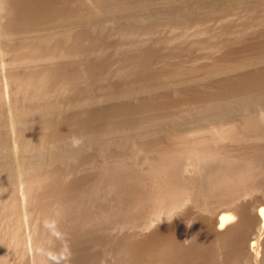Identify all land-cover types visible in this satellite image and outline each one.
I'll return each instance as SVG.
<instances>
[{
    "label": "bare ground",
    "instance_id": "obj_1",
    "mask_svg": "<svg viewBox=\"0 0 264 264\" xmlns=\"http://www.w3.org/2000/svg\"><path fill=\"white\" fill-rule=\"evenodd\" d=\"M263 2L264 0H0V5H4V7L7 9L8 19L7 22L4 23L5 27H2L4 31H2L1 41L4 43L3 46L6 48L5 50L7 52L9 51V57L5 51L6 55H4L8 58L6 57L7 59H5L4 55L3 58L7 60L6 63L10 69V71L5 70L7 68L6 64V67L3 65L5 62L1 63L4 68H2V70L7 71L6 74H8V71L10 73V75L7 76L10 77V81H8L10 83H8L6 80L8 78H3V80L5 79L4 81L7 82L4 84H8V86H1L3 84H0V86L5 88V91L7 94H9L7 88H9L10 84V96L12 94V100L10 99L11 103L9 105L8 112L5 111V104H3L4 101L1 99L2 97H0V185L2 184L8 189V187L13 186L12 184H15L14 181H18L16 180L17 177L20 179L22 176L28 175H32L34 177L33 179L37 181L41 177L39 174H44V172H46L45 174L48 175L47 180L50 177L53 179V181H47L51 183L47 185L45 184V187L49 185L47 189L42 187L46 191L44 190L45 193L43 194V197L40 196L41 199L38 197L39 200L37 202V207L40 209V211L44 212L45 215L50 214L51 216V212L58 207V210H56L57 216L54 218V215H56L54 214L52 217L54 220H56V222H59L58 218L60 215L63 213L64 215L66 213L68 215L69 213L67 211L69 210L70 212L71 208L68 209L67 207H69V205L72 203H77L76 198L80 196L78 195L76 197L75 195L77 192L76 188H78L75 185L76 183H71L72 185H70L66 184L65 180L62 182L61 179H59V175L63 172L64 168H68L66 165L70 161L72 163V160H74L75 163L76 159H78L79 156H82L80 148L88 149V147L96 146L94 149L99 150L97 146H101V148H113L117 151L122 150L123 152L125 149L127 150V148L133 149L134 152L129 150L130 152L127 155L125 154L127 157L126 160L117 161L113 164L110 163L112 165L109 164L107 169L104 167L103 169H106V178H103L105 180L100 178L103 182L106 181V183H104L105 185H103L106 186L105 188H107V191L111 193L112 203V211H108L110 213H104V215L102 212L101 214L103 215V218L100 217V219H102L104 223H116V227L118 226L117 222L120 221L122 228L127 227V229H129V231H125L123 229H121V231L119 230L121 235L114 237V239L111 241L113 243V251L116 254L115 264H180L181 261L183 262V260L180 261L182 257L180 256V253L181 249L183 248H181V246L183 245L181 243V246H179V242L181 241L179 235H175V237L173 236L174 238H163L164 240L162 241L156 239L155 242L152 241L153 243H151L149 247L147 246L148 248L147 250L145 249V252L142 251L143 253H140V251H129L128 243L135 239V233L138 231L137 226H144L143 221L146 218V214H148L147 216L149 218V215H151V217L154 216V214L157 215L159 210L163 209L166 211L167 215L171 216V214L175 213L177 209L179 210V208H182V206L184 207L185 201L190 197H198L199 200L201 197L203 199V195H205V198H225L231 196L235 198L234 194L239 189V186L243 183V177H245V172H247V169L249 168H247L244 163V165H238L240 163L238 162L237 165H235L231 161L229 162L224 160L223 164L220 165L218 164V162L221 160L220 158H222L220 157V160L217 162L218 165L214 166L215 168H213L211 171L208 169L209 173L206 172L207 175L204 173L205 176L199 179L194 175H184V168H186V165L184 166V161L186 159H197L200 161L207 152H209V155H211V152L216 156H220L221 154L217 155L219 154L218 145L220 144H217V147L214 146L215 148H213L211 145H215L214 141L211 144V140L210 142H207V137L206 139L203 138L207 134L205 136L203 135L204 131H202L200 125L206 124L207 126L209 125L208 123H211L213 126L215 121H217V123L215 122L216 124H219L220 122L224 123L225 117L230 119L228 116H232L234 114L239 113L243 116L244 121L242 124L243 126H241L242 128H239L240 130L238 133H232L231 131L229 133L228 129L226 132L224 131L225 129L221 128V132H219L220 130L217 131L219 133H217L219 139L223 138L224 136H228L227 138L232 137V139L235 140L241 139V143H243V140H246V138L250 139L251 137L248 138L249 136H252V138H254L253 136H256L257 139L254 138L256 140L264 139V117L261 116V111L264 110V50L260 53L258 51L257 54L255 53L256 55L253 54L254 56L251 58H242V61L237 60V62H230L227 64L217 63L210 66L206 65L204 67H200V69L197 68L200 72L198 73L194 70L183 71L181 67L180 69L178 67H174L173 69L169 68V70H165L167 68L164 70L152 69V63L159 61L161 56L157 55L158 53H154L155 50L154 52H151L147 49H150V47L140 46L136 42L135 45L137 44L139 47L137 48L136 46V52L135 48L132 50L135 53L133 52L131 55H129V60L127 61L129 62V65L131 64L134 68L136 67L135 64L137 61H141V65L139 66L137 64L138 68L136 67L137 73L135 74H138V77H135L136 80L131 81L132 83L130 82L128 85L123 84L121 87L119 86V88L107 89L108 86L105 85L107 86V91H99V94L98 92H95L98 95L93 92L95 89L91 91L92 88L89 90L88 87L90 85H87L91 84L92 81H98V78L96 79V77L99 75V70L101 69L100 64L96 63L94 60L89 61L91 59H83L81 58V55H83V52H86L87 48H93L96 51L94 53L93 50L94 55L96 53H102L99 50L100 46L102 45V35L107 31H109L108 33L116 31L120 25L127 27V30L123 31L121 36L126 34L130 35L132 31V33L136 32V29L149 30L153 27L157 28L159 25L158 23H160V25L163 24L161 22H168L170 24H183V22L186 20L188 21L189 19V21L193 20L194 18L196 20V17L210 18L211 16L214 17L216 15L219 18V16L223 15L221 13L224 12V14H226L225 11L229 12L228 10L230 9L234 10V8L237 7L240 8L241 6H250ZM119 29H121V26ZM151 31H153V29ZM126 45L129 46L131 44ZM116 46L117 45L114 46L115 50L118 47ZM131 46L128 48L131 49ZM152 49L153 46L151 50ZM105 51L106 50H104V53ZM107 53L108 52H106V54ZM113 53L116 54L118 52L116 50ZM89 54L91 55L92 52ZM106 54H104L105 58L107 56ZM86 55L88 56V54ZM107 59L109 61L110 58L108 57ZM249 66H251L252 70H248L250 69ZM103 69H106V67ZM129 70L131 69H128V71ZM3 71H1L2 74L0 72V75H3L4 77L5 72ZM102 72L105 73L103 70ZM102 72L100 71L101 74ZM199 74H201V77L198 76ZM231 75H236V77L233 78ZM202 78L204 79L203 82L205 80H211L214 78L222 79L215 81V85L213 86L212 90H200L198 89V86L202 84ZM52 84L58 85V87L60 85L61 89H65L64 91H66L67 88H69V90L72 89L74 91L73 99H59L60 96L62 98H66L62 95L59 96V94V98L58 96L53 98L59 91H55V88L57 87L53 88L51 86ZM184 86H191V89H189L191 90V93L188 92L189 94L187 93L186 97L184 96L185 98H183V101L181 100L182 102L179 101L178 103L177 100L180 99L175 98V93L180 92L181 88L183 90ZM50 87L54 89V92H57L55 95L52 93V89L49 91ZM112 87H114V85H112ZM99 89L100 88H98V90ZM51 93L54 95L53 97ZM0 94L2 95V93ZM128 102H130L131 105L128 104ZM189 104L191 105V108ZM187 105L189 107L184 109V106ZM221 119L224 121H221ZM100 122L106 123L103 129L96 128L97 123ZM227 124H229V120ZM197 126L199 127L197 128ZM185 127H188V130L190 129V132L187 131L188 135L191 133L195 134V132H191V130H194L195 128L198 129L197 132L200 131L203 133L201 137H199L200 134L197 135L198 137L196 135H193V137L190 135L189 137L184 134V131H186ZM189 127H192V129ZM15 128L19 129V140L22 143V147L20 146V157L16 156V162L14 163V153L10 147L11 144L8 145L7 143L6 135L8 133V129L9 131H13ZM204 128L205 127H203V129ZM216 128L217 127H215V129ZM207 130L206 132L208 133ZM211 132L212 131H210V133ZM210 133L208 136H213ZM218 136H214L215 138H213L217 141ZM75 139H79L85 144L81 143L79 147H73L72 141ZM210 139H212V137H210ZM222 148L225 149L226 147ZM102 151L105 150H101V152ZM117 151L116 153H118V155L115 153L114 155L119 156V152ZM141 151L143 153L145 152V158L143 162V158L141 157L142 165H139V161H137V159L138 155L139 157L141 156L139 154ZM222 152L220 149V153ZM84 153H86V150ZM205 156H207V154ZM83 158H85V156ZM261 160L259 158V161ZM195 161L196 160H194V163ZM199 161H196L197 166H199ZM67 166L70 168V165ZM203 167L205 168V165ZM203 167L201 166L202 170L204 169ZM198 169H200V167ZM67 172H69V170H67ZM44 175H42V178ZM54 175H56V178H53ZM19 176L21 177L19 178ZM62 176L64 177L63 174ZM241 176H243L242 183ZM73 178L72 180H74ZM99 181L100 183L102 182L101 180ZM96 183L99 184V182ZM96 183H94V185ZM244 183L246 184L245 181ZM242 185L244 186V184ZM251 185L252 182L250 187ZM98 187L99 186L96 184L91 190V193L89 194V199L91 201L95 202L98 201V198H100ZM74 190L75 193L73 192ZM10 193L8 192L9 196ZM77 199H79V197ZM82 199L80 200V203ZM52 204L56 205L53 210L51 209L53 207ZM80 208L81 206L79 209ZM12 209L14 210L12 212H15V208ZM79 209H75V211H79ZM60 210L61 212L59 214ZM64 210H66V212ZM75 211L73 210L74 213ZM206 212V214H208V210ZM74 213H71V216L74 215ZM75 214H77V212ZM230 214H227L224 211L218 216L216 226L219 229H223V227L225 228L226 222H230L232 217L235 216ZM241 214L242 220L241 222L237 223L236 226H243L242 230L237 231L239 229L237 227L238 229L236 232L235 229H233V224V226L231 225V227L225 230V232H220L218 234L219 237L215 232L213 233L215 235H212L213 237L211 236V231H214V229L211 230L212 223L209 224L210 227L206 226L210 228L209 232H207V228L203 229V231L206 230V233L202 231V226L198 225L199 229V226H201L200 230L197 229L198 232H200H196L195 229L196 234L193 236V241H191L189 245L193 249L191 250L192 252H190L194 259L198 254L203 257L202 259L198 255L199 258L196 259L197 263L200 260L203 262V264H219V262H217L214 258V251H212L215 249L214 245L216 244L212 239L217 236V239L220 238L218 240H227V244L230 246V248H228L231 249L228 252V256L225 259L224 264H237L240 255L238 248L239 245L237 244L242 243L241 239L244 238L243 232L245 234V228L250 225L251 220H253H250V216L246 210L242 209ZM45 215H41V217H45ZM52 217L49 216V218L53 220ZM68 218L70 219V217ZM167 218L169 217L167 216ZM255 218L257 220V225L263 228L264 204H262L257 209ZM47 220L45 222L48 224ZM146 220L145 224H148L146 223ZM139 221H142L143 225H138ZM58 222H52L51 225H46L52 234L51 238H53V240L57 237V234L55 236L54 233L59 228ZM120 222L119 227L121 225ZM17 226L18 225L16 223V227ZM109 226L111 227L110 224ZM134 228L137 231H134L133 233V230H135ZM258 229L260 230V228ZM114 231L118 230L115 229ZM180 231H182L181 228ZM57 232L59 233V231ZM92 239L95 242H103L102 237H99V235L93 237ZM56 240H58V238ZM56 240L52 242L54 243L52 244L53 250L57 249L60 245L59 240L58 242H56ZM210 241L211 244L209 243ZM215 241L218 242L217 240ZM255 241L256 240H252L250 242V246H254L256 244ZM3 242L4 241H2V243ZM2 243L0 244L2 245ZM210 245H213L214 247H208ZM210 249H212L211 252H213V255L210 253L208 254ZM189 256L190 255H188V257ZM62 261L64 260L60 261L61 264ZM77 261L75 262L77 263ZM240 262L241 261H239V263ZM261 262L264 264V258L261 260ZM60 263L57 260V262L54 264ZM72 263L74 264V262ZM83 263H85V261H83ZM191 263L193 264V262ZM0 264H5L2 259L0 260ZM67 264H70V262ZM77 264L81 263L79 262ZM85 264H89V262Z\"/></svg>",
    "mask_w": 264,
    "mask_h": 264
},
{
    "label": "rangeland",
    "instance_id": "obj_2",
    "mask_svg": "<svg viewBox=\"0 0 264 264\" xmlns=\"http://www.w3.org/2000/svg\"><path fill=\"white\" fill-rule=\"evenodd\" d=\"M3 7H4V5L3 6L0 5V61L2 60L0 62V65L2 66V67L0 66L1 67L0 72L3 71L2 70L3 65L5 66V64H6V66H7V63H6L7 60H5V59H7L9 57V55H8L9 51L7 52L5 50L6 48L3 46L4 43L1 41L2 31H4V29H2V27L4 26V23L7 22V19H8L7 18V9L5 7L4 8ZM230 10H231V12H230ZM230 10H228L229 12L225 11L226 14H224V12L221 13L223 15L219 16V18L216 15L214 17L211 16L210 18L209 17H204V18L203 17H196V20H195V18L194 19L191 18L195 21L191 20L192 21L191 22V21H189L190 20L189 19L188 21L186 20L185 22H183V24H170L168 22H161L163 24L160 25V23H158L160 26L158 25L157 28L153 27L152 28L153 31H151L152 29H149L150 31L146 30V29H136L137 31L136 30L135 31L137 33L136 32L132 33L133 32L132 31L130 33V35L126 34V35L121 36L122 32L127 30L126 29L127 27L123 25L124 26V28H123V26L120 25L121 29L123 28L122 30L119 29L120 28V26H119L116 31H113L110 33H108L109 31L105 32L106 34L104 33L105 35L104 34L102 35V45L100 46V49H99L103 54L102 53H100V54L96 53L94 55L93 54L94 49L93 48H90V49L87 48L86 52H83L82 53L83 55H81V58H83V59H86V60L91 59L89 61L94 60L96 63H99L100 68H101L99 70V75L97 73L98 76L96 77V79L98 78V81L95 80L96 82L92 81L91 84H88L87 86L90 85L88 87V89L91 90V88H92L91 91H93L95 89L93 92L94 93L98 92V94H99V91H102V90L105 91L107 86H108L107 89L119 88V86L121 87L123 84L128 85V83L130 84L131 81H135L136 80L135 77H138L137 76L138 74H135V73H137L136 69L138 68V65L139 66L141 65L140 64L141 61L140 62L137 61V63L135 64V66L137 68L136 67L134 68L131 64L129 65V62H127V61L129 60L128 56L134 52V51H132V50H134V48H135V52H136V49L139 47L138 45L144 46V47H146V46L150 47V49L149 48H147V49L150 50L151 52H154V50H155L154 53H158L157 55L161 56L159 61L152 63V65H151L152 69H156V70L163 69L164 70L165 68H167L165 70H169V68L173 69L174 67L175 68L178 67L180 69V67H181V69L183 71L194 70L198 73H200L198 69H200V67H204L206 65L210 66L212 64H217V63L218 64H227L230 62H237V60L242 61L244 58L247 59L248 57H250V58L253 57L254 56L253 54H255V53L257 54L258 51H259V53L262 52L264 50V2L260 3V4L250 5V6H248V5L241 6L240 8L237 7V8H234V10H232V9H230ZM144 30H146V31H144ZM118 32H119V34H118ZM105 41H106V43H105ZM136 42L138 45L137 44L135 45ZM107 43H109V44H107ZM141 43H142V45H141ZM103 44H105V45H103ZM126 44H128V45L131 44L132 46L131 45L127 46ZM154 44H155V46H154ZM107 45L108 46L110 45L109 48ZM115 45L118 46V47L116 46L117 47L116 50L118 52L116 54L113 53L116 51L115 47H114ZM122 46H124V47H122ZM126 46H127V48H126ZM130 46H131V49H129ZM136 46H137V48H136ZM152 46H153V49H152L153 51L151 50ZM107 48L109 49V51ZM110 48H111V51H110ZM118 48H119V51H118ZM91 49H92V51H91ZM104 50H106L105 53H104ZM5 51H6V54L8 55V57L5 56L6 55ZM87 52H89V53L92 52L93 55L92 54L90 55ZM95 52L96 51L94 50V53ZM106 52H108V53L106 54ZM84 53H85V55L88 54V56L87 55L85 56ZM104 54L107 55L106 58L104 57L105 56ZM3 55H4L5 59L3 58ZM108 55H110V56H108ZM93 56H96V57H93ZM97 56H98V58H97ZM108 57L110 58L109 61L107 59ZM102 60L103 61L105 60L104 61L105 63ZM3 62H5V63L2 65L1 63H3ZM106 64H108V65H106ZM38 66H40V65H38ZM38 66H36V67H38ZM102 67L103 68L106 67V69H103ZM131 67H133V68H131ZM249 67H250V69H248V70H252L251 66H249ZM7 68L5 70L10 71L8 66H7ZM128 69H131L132 71L131 70L128 71ZM134 69H135V71H134ZM5 70L3 71V72H5L4 77H3V75H0V79H2V80H0V84H3V85H1L3 87L8 86V84L7 85L4 84L6 81H4L5 79L3 80V78H8V79H6L7 82L10 81V79H9L10 77H7L8 75H10V73L8 71V74H6L7 71H5ZM102 70L105 73H103ZM100 71L102 72V74L100 73ZM1 74H2V72H1ZM198 76L201 77V74H199ZM227 77H229V76H227ZM231 77L235 78L236 75H231ZM214 79H211L212 81L211 80H205L203 82L204 79L202 78V81H201L202 84L201 85L199 84L200 86H198V89H200V90H212L213 86L215 85V81L222 79V78H219V79L214 78ZM8 83H10V82H8ZM95 83L98 85H96ZM105 85H107V86H105ZM112 85H114V87H112ZM117 85H118V87H117ZM1 86H0V90H1L0 93H2L3 96L0 94V97H2L1 99L4 101L3 104H5L4 105L5 111L8 112V108H9V105L11 103L10 99L12 100V98H11L12 94L10 96L11 90H9L10 84H9V88H7V91L9 92V94H7V92L5 91V88H3ZM51 86L53 88L57 87L59 89L58 90L57 88H55V91L56 90H57V92L59 91L57 93V92H54V89H52V87L49 88V91H51V89L53 90L52 93H54V95L57 93L56 96H54L51 93L52 97L54 96L53 98H56L59 94V96L62 95L63 97L64 96L66 97V98H62L60 96V98H59V96H58L59 99H68V98L73 99L74 91L72 89L69 90V88H67L66 91H64L65 89L64 90H63V88L61 89L60 85H59V87H58V85H54V84H52ZM188 87L184 86L183 90L181 88L180 92L175 93V98L180 99V100H177L178 103L181 100L183 101V98L186 97L188 92L191 93V90H189V89H191V86L189 88ZM98 88H100V89L98 90ZM185 91H187V92H185ZM95 94L98 95L97 93H95ZM49 95H50V92H49ZM130 102H128V104L131 105V103H133V102H131V103ZM189 106L191 108L190 104H189ZM189 106L188 105L184 106V109L186 107H189ZM192 107H193V105H192ZM261 112H262L261 113L262 115L261 114L260 115L264 117V115H263L264 110ZM238 115L240 116V118ZM228 118H230V119H227V117H225V119L223 118L225 121L223 119H221V121L223 120L224 123L223 122L219 123V121H218V123L223 127H221L219 124H216L217 121H215L216 123L215 122L213 123L214 127L212 126L211 123H208L209 125H207V126H206V124L200 125L202 128V131H204V133L208 129L207 130L208 133L206 132L204 134L202 132L204 136L207 134L205 137H203V136L202 137L204 139H206V137H207V139H206L207 142H210V140H211V144L214 141L215 145H211V146H213V148L217 147V144H220V145H218L219 146L218 147L219 148L218 149L219 154H217V155L221 154L222 156L221 155L216 156L211 152H210L211 155H209V152H207L206 153L207 156H205L206 155L205 154L204 157L201 158L202 159V160H200L201 162L197 159H192V160L190 159L191 160V163H190V160L186 159L185 160L186 164L184 161V166L186 165L185 167L187 169L184 168L185 169L184 175H186V176L194 175L200 179V178H203V176H205V174L207 175V173H209L208 169H210L209 171H211L213 168H215L214 166H217L218 164L222 165L224 160L229 161V162L231 161L235 165H237V163L240 162L238 165H244L245 164V166H247V168L249 167L247 169L248 171L245 172L246 175L243 174V175H245V177L241 176V183H242V177H243V183L242 184H244V186L240 183L241 185L239 186V189L240 190L243 189L242 190L243 192L238 189L234 194L235 198L233 196H231L232 199H231V197H225V198L206 197L205 198V195H203L204 200L202 199V197L201 198L199 197L200 200L198 199V197L197 198L190 197L189 199H187L185 201V206L184 207L182 206L183 209L179 208L180 211L177 209L178 212L176 210L175 213L171 214V216L167 215L166 211L163 209L162 210L160 209L159 212L157 213V215L154 214V216H152V217H151V215H149L150 216L149 218L147 216L148 214H146V216H145L146 218L144 219V221L142 220L145 227L142 226L143 227L142 228L141 226H137L138 231L135 228H134L135 230H133V233H134V231L135 232L137 231V232L135 233V239L128 243L129 251L130 250L134 251V252L140 251V253H143V252H145V249L147 250V248L151 245V243L156 241V239L159 241L160 240L162 241L165 238H174L175 235L176 236L179 235L181 238V241L179 242V244H180L179 246H181V243L183 245V246H181V248L183 247L182 248L183 250L181 249V253H180V256H182L180 261L183 260V262L181 261L180 264H186V263L192 264L191 262H193V264H200L201 261L199 260V262L197 263L196 259L199 257L203 259V257H201L198 254L199 257L197 255L194 259L192 254H191V252H192L191 250H193V249H192V247L189 246L191 241H193V239H192L193 236L196 234L195 229H196V232H198V230H200L201 226H202V231H203V229L207 228L206 230H207V232H209L210 228H208L206 226L210 227L209 224L212 223L211 224V230L214 229V231H211V236L215 235V234H213L214 232L218 236V234L220 232L221 233H222V231L225 232V230L230 228L231 225L233 226V224H234L233 229H235V231L238 228L239 229L237 231H241L243 226L239 225V227H238L236 225H237V223L241 222V220H242V214L241 213H242V209H243V210H246V212L249 214L250 220L253 219L254 221L251 220L250 225H248L245 228L246 232H245V234L243 232V235H244L243 239L244 240L241 239L242 243L237 244V245H239L238 248L240 251V255H239V259L237 261V264H240V263L241 264H249V263L250 264H263L261 262V260L264 258V250H263L264 249V226L262 228L261 226L259 227V225H257V220L255 218V214H256L257 209L262 204H264V201H263L264 200V143H263L264 139H262V140L258 139L259 140L258 141V140H256L257 139L256 136H253L256 139L252 138V136H249L248 138H250V137L251 138L250 139L246 138L247 144H246L245 139H244L245 141L243 140V143H241V139H239L240 140V142H239L238 139L235 140V139H232V137L227 138L228 136H224L223 138L220 137L221 139H219V136H218L219 133L217 131L220 130L219 132H221V128L225 129L224 131H226L228 129L229 133H230V131L232 133L233 132L238 133L240 130L239 128L241 126H243L242 124H243L244 118L239 113L234 114L232 116H228ZM228 120H229V124H227ZM103 124H104V126H103ZM210 124H211V127H210ZM225 124L227 127L225 126ZM105 125H106L105 122H100V123H97L96 128L103 129L105 127ZM202 126L205 128L203 129ZM208 126H209V128H208ZM198 127L199 126H197V128ZM215 127H217L216 128L217 130L215 129ZM229 127H230V129H229ZM187 128L188 127H185L186 131H184L185 132L184 134H186V136L190 137V135H191V137H193V135L197 136L200 134L199 137H201L202 133L200 131H199L200 133L197 132L198 129H196V128L194 130H191V132L193 131V133L195 132V134L189 133L190 135H188V132H190V129L188 130ZM189 128L192 129V127H189ZM223 129H222V131H223ZM234 129H236V130H234ZM215 130H216V132H215ZM7 131L9 133V135H8ZM7 131H6V133H7L6 139H7L8 145L11 144L10 147L12 148L13 153H14L13 154V156H14L13 162L15 163L16 162L15 158H17L18 156L20 157V152H21L20 150L22 147V145H21L22 143L19 140V129L15 128V129H13V131L12 130L9 131V129H8ZM210 131H212V132L210 133ZM209 133L213 135V136L210 135V137H212V139H210V137L208 136ZM214 133H216V134H214ZM98 135H100V134H98ZM214 136L215 137L218 136L217 141L214 139L215 138ZM222 139H223V142H222ZM82 144H85V143L82 142ZM250 145H251V147H250ZM252 145H254V146H252ZM222 147H226V148L224 149ZM94 148H96V146L88 147V149L87 148L86 149L80 148L82 156H79L78 159H76L77 162L75 161V163H74V160H72V163L70 161L67 164V165H70V168H69V166L66 165V167H68V168H66V169L64 168L63 172L59 175V179H61L62 182H64V180H65L66 184L72 185V184L76 183L75 185L78 188H76L77 192L75 195H76V197L78 195H80L83 197V199H82V197L78 196L79 199L80 198L82 199L81 203H80L81 199L79 200V199H77L78 198L77 197L76 202L77 203L79 202V203L78 204L72 203L69 205V207H67L68 209H70V208L72 209V210L70 209V212L73 214L74 213L73 210L75 211V209H79V207L81 206L79 211L78 210L75 211V213L77 212V214L74 213V215H72L73 218H72L69 210L67 211L69 213L68 215H67V213L65 214L66 216L64 215V213L62 215H60V217L64 216L66 218H64V217L58 218L59 222L58 221L57 222L59 223L58 224L59 228L54 233L55 236L57 234L56 239L58 238L59 244H60L57 249H54V250L52 249V244H54L52 242L56 239L53 240V238H51L52 234H51L50 230L48 229V226H46V225H49V224L51 225L52 222L57 223L56 220H54V218H55V216H57L56 210H58V207L53 210V208L56 207V205L52 204L53 207L51 209L53 211L51 212V214H52V216L54 214H56V215H54V218L50 214L45 215L44 212L40 211V209L37 207V202L39 199H41L40 196L43 197V194L45 193L44 190L47 189V187L49 186L48 185L45 187V184L46 185L51 184L50 182H52L53 179H51L49 177L50 180H49V178L47 180L48 175L45 174L46 172H44L45 175L43 173L39 174V176L41 175V177L39 178L41 180L38 179L37 181H35L33 179L34 177L32 175L22 176V177L19 176V178L21 177L20 179H18V177H17L16 180H18V181H14L15 184H12L13 186L8 187L9 190L4 185H2V184L0 185V196H1L0 197V237H1L2 241H4L2 243V241L0 239V241H1L0 243H2V245L0 244V260L2 259V261L5 264L6 263L7 264L8 263L9 264H54L55 262H57V260L59 261V263L61 260H64L65 263H64V261H62V264L63 263L67 264L68 262H70V264L72 262H74V264H75L76 263L75 261H77V259H78L77 263L80 262L81 264H85L87 262H89V264H115L116 263V254L113 251V247H112L113 243L111 241L114 239V237L121 235V232H119V230L121 231V229H123L125 231L126 230L129 231V229H127V227L126 228L124 227L125 229L122 228L121 227L122 224L120 221H119L121 224L120 227H119V222L116 221L118 223V226H117L118 229L115 226L116 223L115 224L112 223L113 224L112 225L110 222H107L108 223V227H107V223L106 222L104 223L102 221V219H100V217L103 218L104 213L106 214V213H110L108 211H112L111 193H109L107 191V188H105L106 186H104L105 185L104 183H106V181L103 182L102 179L106 178L105 170L109 167L110 163L113 164L117 161L126 160L127 159L126 155L130 151L132 152L133 149L127 148V150L125 149L123 152L122 150L117 151L113 148H111V149L101 148V146H99V147L97 146V148H99V150L94 149ZM257 148L258 149L260 148V149L258 150ZM84 149L86 150V153H84L85 152ZM220 149H221V152L225 151L226 153L225 152L220 153ZM101 150H105V151L101 152ZM116 151L119 152V156H117L118 153H116ZM99 152H101V153H99ZM141 152L139 153L141 156L139 157V155H138V159H137V161H139L138 162L139 165L142 163V158H143V162H144V158H145V155H144L145 152L144 153L143 152L141 153ZM114 153L117 155H114ZM223 153L227 154V155H224ZM255 153H257L258 156ZM84 156H85V158H83ZM215 156L218 158H216ZM224 156H225V159H224ZM226 156H227V158H226ZM236 156L239 158H237ZM81 157H82V159H81ZM220 157H222V158H220ZM230 157H232L233 159ZM259 158H260V160L261 159L262 160L259 161ZM112 160H113V162H112ZM194 160L199 161L198 162L199 166L196 165L197 164L196 161L194 163ZM219 160H220V162H218ZM217 162H218V164H217ZM192 163H194V164H192ZM112 164H110V165H112ZM189 165H191V166H189ZM195 165L198 168L200 167V169H201V166L203 167L205 165V168L203 167L204 169L200 170ZM193 166H195V167H193ZM104 167L106 168L105 170L103 169ZM67 170H69V172H67ZM103 173H104V175H103ZM62 174L64 175V177L62 176ZM42 175H44L43 178H42ZM201 175H202V177H201ZM53 178H56V175H54ZM66 178H68V179H66ZM72 178L75 181L72 180ZM77 178H79L81 180H79ZM100 178H102V179H100ZM87 180L90 182H88ZM99 180H101L103 183L101 182L102 183L101 184ZM103 180H105V179H103ZM47 181H50V182H47ZM81 181H83V182H81ZM244 181L246 182V184L244 183ZM79 182H80V186H79ZM96 182H99V184ZM251 182H252V185L250 187ZM94 183H96L97 186H99L98 188H99V193H100V198L97 199L98 201H95L96 203L89 199V194L91 193V190L93 189V187L96 185V184L94 185ZM42 187H45V189ZM87 187H89V188H87ZM4 192H6V193H4ZM8 192L9 193L12 192V193H10V196H9ZM73 192L75 193V190ZM82 192H83V194H82ZM239 192L241 195L239 194ZM236 193H237V195H236ZM86 194H88V195H86ZM38 197H39V199H38ZM13 199H14V201H13ZM88 199L90 202L88 201ZM210 199L211 200L213 199V200L211 201ZM216 199H217V201H216ZM193 201L194 202L198 201V202L194 203ZM82 202H83V204H82ZM230 202H232V203H230ZM6 203H7V205H6ZM205 203L207 204V206ZM75 204H76V206H75ZM77 205H80V206H77ZM227 205H229V206H227ZM110 207H111V209H110ZM224 207H226V208H224ZM12 208H15V212H12V211H14ZM252 209H253V211H252ZM205 210L206 211L208 210V214H206L207 212ZM238 210L241 212H239ZM64 211L66 212V210H64ZM189 211H190V213H189ZM203 211H204V213H203ZM224 211L227 214L231 213L230 215H232V216L235 215V216H233L232 219L230 217L231 220H230V222L229 221L226 222L225 228L223 226H221V227H223V229H219L216 226V222H217L218 216L221 213H223ZM251 211L254 213H252ZM60 212H61V210L59 211V214H60ZM102 212H103V215L101 214ZM16 214H17V216H16ZM197 214H200V215H197ZM41 215H43V216L45 215V217H43V216L41 217ZM165 215H167L169 218H167V216H165ZM49 216L52 217L53 220L51 218H49ZM68 217H70V219ZM154 217H156V218H154ZM18 218H19V220H18ZM62 218H64V219H62ZM79 218H80V220H79ZM72 219H73V221H72ZM82 219H84V220H82ZM46 220H47L48 224L45 222ZM145 220L147 221L146 223H148V224H145ZM14 221H16V222H14ZM142 221L141 222L139 221L138 225H143ZM16 223L18 225L17 227H16ZM66 223H67V225H66ZM77 224L78 225L80 224V225L78 226ZM109 224L111 225V227L109 226ZM206 224H208V225H206ZM61 225H63V226H61ZM98 225L100 228L98 227ZM198 225H201V226H199L200 229L198 228ZM203 225H205V226H203ZM257 226H258V228H260V230L257 228ZM14 228L15 229L17 228V229L15 230ZM112 228H114V229H112ZM139 228H141V229H139ZM180 228L182 231H180ZM115 229L118 231H114ZM192 230H193V232H192ZM206 230H204L203 232L206 233ZM57 231H59V233ZM118 233H120V234H118ZM122 233H123V231H122ZM258 234H259V237H258ZM19 235H21V236H19ZM97 235H99V237L100 236L102 237L103 242L102 241L101 242H97V241L95 242L92 239L93 237H96ZM217 236L212 239L216 243L214 245L215 247L213 245L208 246V247L212 246V248L214 247L216 250L210 249L209 250L210 252H208V254L210 253L213 255V252H211V250L214 251L215 260L217 262H219V264H224L225 259L228 256V252L231 249H229L230 246H229V244H227L228 243L227 240L226 241H225V239H224V241L218 240L220 238L217 239ZM42 237H44V238H42ZM58 240H56V242H58ZM215 240H217L218 242H216ZM252 240H256L255 241L256 244L254 246H250V242ZM209 243L211 244V241ZM212 244H214V243H212ZM111 247H112V249H111ZM44 248H46V249H44ZM249 250H250V254H249ZM254 254H256V255H254ZM185 255H187V256H185ZM188 255H190V256L188 257ZM184 260H186V261H184ZM83 261H85V263H83ZM239 261H241V262L239 263ZM201 264H203V262H201Z\"/></svg>",
    "mask_w": 264,
    "mask_h": 264
},
{
    "label": "clouds",
    "instance_id": "obj_3",
    "mask_svg": "<svg viewBox=\"0 0 264 264\" xmlns=\"http://www.w3.org/2000/svg\"><path fill=\"white\" fill-rule=\"evenodd\" d=\"M81 143L82 141L79 139H75L72 141L73 147H79Z\"/></svg>",
    "mask_w": 264,
    "mask_h": 264
}]
</instances>
